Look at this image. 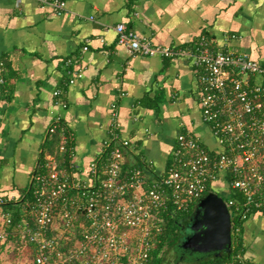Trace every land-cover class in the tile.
I'll return each instance as SVG.
<instances>
[{"label": "crops", "instance_id": "0c3cea01", "mask_svg": "<svg viewBox=\"0 0 264 264\" xmlns=\"http://www.w3.org/2000/svg\"><path fill=\"white\" fill-rule=\"evenodd\" d=\"M119 22L154 43L190 47L205 37L214 49L264 64V0H67L61 14L38 0H0L3 193L27 192L57 115L75 136L74 160L85 179L104 150L113 105L121 135L133 144L126 165L145 158L149 176L166 172L180 131L214 141L200 104L202 67L186 57L130 53L117 44ZM79 68L82 76L69 82V69ZM240 250L249 264H264L261 212L244 221Z\"/></svg>", "mask_w": 264, "mask_h": 264}, {"label": "built area", "instance_id": "2783aa9c", "mask_svg": "<svg viewBox=\"0 0 264 264\" xmlns=\"http://www.w3.org/2000/svg\"><path fill=\"white\" fill-rule=\"evenodd\" d=\"M38 1L58 14L67 10V0ZM115 29L117 44L132 54L186 57L202 67L200 104L213 145L182 130L166 172L149 176L145 158L126 165L133 144L121 135L113 105L104 150L89 163L85 179L74 160L75 136L55 116L48 133L60 130L62 157L47 153L37 165L29 179L32 199L19 203L26 192L7 195L0 189V253L16 247L26 264H149L164 213L189 212L215 183L225 186L232 236L240 235L254 212L264 215V82L250 78L264 77V64L246 52L214 49L205 37L195 46L176 47L154 43L124 22ZM69 72V82L82 76L80 68ZM212 264L249 262L233 246L229 258Z\"/></svg>", "mask_w": 264, "mask_h": 264}, {"label": "water", "instance_id": "95a60500", "mask_svg": "<svg viewBox=\"0 0 264 264\" xmlns=\"http://www.w3.org/2000/svg\"><path fill=\"white\" fill-rule=\"evenodd\" d=\"M185 226L186 232L178 243L182 253L186 250L191 255L232 253V217L219 192L210 190L203 195Z\"/></svg>", "mask_w": 264, "mask_h": 264}, {"label": "trees", "instance_id": "16d2710c", "mask_svg": "<svg viewBox=\"0 0 264 264\" xmlns=\"http://www.w3.org/2000/svg\"><path fill=\"white\" fill-rule=\"evenodd\" d=\"M55 136V137H54ZM57 139V150H53L52 148L50 149V144L53 143ZM53 141V142H52ZM61 141V133L60 130L57 131L52 137H49L47 141L45 142V145L43 147V152L40 157V162L44 161L45 152H52L54 153L58 158L62 157V154L59 152V143ZM212 188V187H211ZM213 189V188H212ZM32 199V190L31 188L27 189L25 198L19 201V203L23 202L26 203V201H30ZM14 204V203H13ZM195 207H192L189 212L187 213H181V212H174L172 210H169L164 213L165 216V224H164V230L160 234L159 239L156 242V246L154 247L152 251V258L149 262V264H168L166 260V255H165V249L167 247H178V243L181 241L182 238V224L185 222H188L193 210ZM240 225V223H236L234 221V226ZM241 230H240V235H236L235 232H233V246H234V251H238L241 249V242H242V228L243 226L241 225ZM3 248H1L2 251ZM4 250V249H3ZM9 251V254H11L12 258H15L18 256V251L17 248H9L7 249ZM190 255V254H189ZM195 255V254H193ZM231 253L223 252L220 255H216L214 253H206V254H199L198 256H192L194 257V263L192 264H212L213 262H219L224 259L229 258ZM29 257L31 258L32 255L31 253L29 254ZM203 257V259H201ZM1 262V259H0ZM1 264V263H0Z\"/></svg>", "mask_w": 264, "mask_h": 264}, {"label": "rangeland", "instance_id": "374dc122", "mask_svg": "<svg viewBox=\"0 0 264 264\" xmlns=\"http://www.w3.org/2000/svg\"><path fill=\"white\" fill-rule=\"evenodd\" d=\"M208 146H212L213 142L211 139L208 141H205ZM224 184L223 183H215L213 190L219 192L224 199L227 198L226 194L222 191L224 189ZM177 252V253H176ZM178 250H172V247H167L165 249V255H166V260L168 264H192L194 263V257L189 256V254L182 255L181 253H178ZM191 255V254H190ZM0 259H1V264H26V257L22 256H16L15 258L11 257V254H9V251H2L0 253ZM203 259V257H201Z\"/></svg>", "mask_w": 264, "mask_h": 264}, {"label": "flooded vegetation", "instance_id": "af4514ba", "mask_svg": "<svg viewBox=\"0 0 264 264\" xmlns=\"http://www.w3.org/2000/svg\"><path fill=\"white\" fill-rule=\"evenodd\" d=\"M182 225H183V226H182V230H181V231H182V233H183V234H182V236H183L184 233L186 232V226H185V225H186V222L183 223ZM172 250H173V251H174V250H178V251L181 253V256L190 253L188 250H186V251H184V252L182 253V252H181V249H180L179 247H176V248L173 247ZM179 252H178V253H179ZM176 253H177V252H176ZM180 253H179V254H180ZM196 255L198 256V254H195V255H192V256H196ZM189 256H190V255H189Z\"/></svg>", "mask_w": 264, "mask_h": 264}]
</instances>
